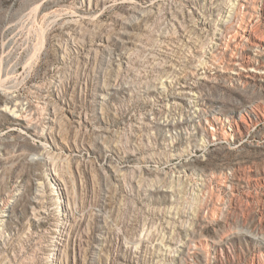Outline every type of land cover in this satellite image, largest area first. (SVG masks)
I'll list each match as a JSON object with an SVG mask.
<instances>
[{
  "label": "rangeland",
  "instance_id": "obj_1",
  "mask_svg": "<svg viewBox=\"0 0 264 264\" xmlns=\"http://www.w3.org/2000/svg\"><path fill=\"white\" fill-rule=\"evenodd\" d=\"M234 2L0 0V264H264V0Z\"/></svg>",
  "mask_w": 264,
  "mask_h": 264
},
{
  "label": "bare ground",
  "instance_id": "obj_2",
  "mask_svg": "<svg viewBox=\"0 0 264 264\" xmlns=\"http://www.w3.org/2000/svg\"><path fill=\"white\" fill-rule=\"evenodd\" d=\"M243 8H245V0H235L234 4H230L226 7H224L223 12L226 14L228 13V14L233 16L234 13L241 12V10ZM138 12H139V10H138ZM140 14H142V13L139 12L138 15H140ZM259 14L264 19V10L263 9H259ZM235 24L236 25H234L230 28V32L228 34V40L226 41L227 48L229 46H232L233 49L238 50V48L240 46L245 47V48L247 45L254 46V47L262 46L263 40L260 39L255 34L253 26L250 24V22H238L237 21ZM218 25L221 28H216L215 33L217 35H221L222 32H217V31H221L222 28H225V20L219 19ZM218 40H219V38H218ZM237 65L243 66L244 68H240V69L233 68L232 70L235 71V72H233L234 75L243 76L246 79H251L253 77H256L257 74H260V72H258V71L246 69L245 65H243V64H237ZM245 82H247V81L245 80ZM167 83H169L168 80H163L161 84L165 85ZM184 88H187V87H184ZM3 93H5V92H3ZM188 95H189V99H188L189 106L194 108L196 106V100L198 99V96L196 94H192V93H188ZM20 119L22 121H27L28 123H30L27 115H21ZM204 121L206 124L203 125L202 123H198V125L200 126L201 131L204 133V137L207 140V141H205V143L207 142L210 144L214 141H221V140L231 142V141L236 140L235 129L231 125L229 127H227V126L224 127V125L221 124L222 119H221L219 114H217V113H212L210 115L208 114L204 117ZM164 125L170 131L174 130V128L176 127V124L172 125L169 120H167ZM168 137L171 138V136H168ZM176 156L178 157L179 154H177Z\"/></svg>",
  "mask_w": 264,
  "mask_h": 264
}]
</instances>
